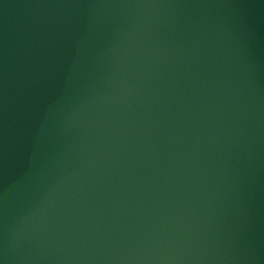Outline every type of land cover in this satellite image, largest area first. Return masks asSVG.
Returning a JSON list of instances; mask_svg holds the SVG:
<instances>
[{
  "label": "water",
  "instance_id": "95a60500",
  "mask_svg": "<svg viewBox=\"0 0 264 264\" xmlns=\"http://www.w3.org/2000/svg\"><path fill=\"white\" fill-rule=\"evenodd\" d=\"M0 264H264V0H0Z\"/></svg>",
  "mask_w": 264,
  "mask_h": 264
}]
</instances>
